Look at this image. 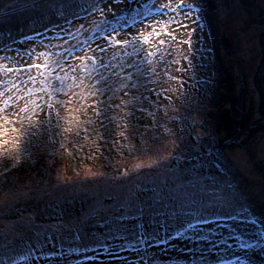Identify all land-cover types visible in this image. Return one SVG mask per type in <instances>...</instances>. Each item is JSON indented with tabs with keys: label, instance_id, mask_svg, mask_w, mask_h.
<instances>
[{
	"label": "rangeland",
	"instance_id": "rangeland-1",
	"mask_svg": "<svg viewBox=\"0 0 264 264\" xmlns=\"http://www.w3.org/2000/svg\"><path fill=\"white\" fill-rule=\"evenodd\" d=\"M63 2L64 0H0V43L11 45V51L4 55L12 56L16 48L27 46L34 48L37 53L40 51L61 53V56L50 57L49 63L54 59H62L63 49H46L40 46V41L44 37L37 36V33H46L51 36L60 27H67L65 21L57 16L55 11V8ZM167 2L168 0H164V3ZM180 2L181 0H172L173 5ZM191 2L192 0H183L185 5ZM199 3L202 6L203 15V20L200 22L202 31L191 36L194 41L191 49L187 45L177 44L174 56L180 63L182 56L179 55L178 50H192L202 57V64L208 65L206 68L208 73L201 83V97H204L206 101L211 99V102H215L213 104L206 103L209 105L208 110L215 115H210L207 120L201 119L200 121L201 117L196 109L198 108L197 100L194 99L196 101L193 103L194 100L190 97L179 105L177 104L178 108H185V110L178 112L177 109H174L176 114H171L170 105L166 104L165 106L160 102V105L155 104L152 101L155 98L152 89L162 87L163 92H166L173 86L170 85V80L165 77L162 70L167 66V60L170 58H166L164 65L159 63L158 58H152L154 62L151 68L157 70L154 72L150 71L149 65L145 64L141 57L136 56L133 52L132 55L138 64L135 69L139 83L138 93L125 96L124 90L119 91L112 96L111 103L121 104L122 99L124 102L122 112L123 110L126 112L132 110L133 104L136 108L141 106L145 110L144 114L160 116V124L155 122V125L159 124L157 127L138 135L139 142L137 148L132 151L134 152L133 156L116 165L117 174L108 171L88 170L81 176H77L80 178V182L77 179L79 183H76L75 179L69 181L65 176L56 173L52 177L53 184L50 190H39V194H36L38 198H33L36 189L27 191L28 188L10 191L1 197L0 203L7 201L10 198L9 193H13L12 205L26 198L31 202L34 199V203L38 206L31 205L28 212L19 213L14 219H4L2 218L3 213H0V245L16 236V233L38 231L40 228L37 227V230H34L33 224H35L39 212L45 209V205H58L69 197L79 194L94 196L96 198L94 210L105 208L109 216L120 207H128L137 202L138 197L134 195L135 193H141L144 199H149L162 196V190L168 187L166 196L175 203L177 202L178 208L181 209L184 205H198L200 213H208L212 206L210 207V203L203 204L208 202L202 201L201 196L204 194L200 196L195 191L182 188L184 183L204 177L205 175L200 172L203 167L210 172L219 173L220 179L225 180L222 185L226 184V171L232 173L237 178L236 180L250 191V193L248 192L249 197L254 201V205L264 212V0H199ZM49 5L53 7H49ZM113 8L119 11L121 5H113ZM152 11L155 12V7L152 8ZM82 15L85 14L82 13ZM108 15L110 17L111 13ZM100 20L101 17L97 13V15L89 17L86 22L78 21L77 23H85L87 30L77 33V40L91 39ZM147 20L151 21V17H148ZM186 22L195 28L191 21ZM128 31L131 32L132 28H129ZM150 31L151 29H146L143 34L148 35ZM197 34L202 40L199 46L195 44ZM25 35L36 37L35 43L29 41L27 45L21 44ZM176 35L179 40L188 39V29H181ZM118 38L123 39L124 37ZM161 39L167 40L168 37L162 36ZM44 43L47 45L48 41L44 40ZM74 43L76 41H70V44ZM64 47H69V45ZM145 47L151 49L152 44ZM113 51H122V49H110V52ZM29 62L42 63L43 61L30 60ZM75 63H79V61H75ZM15 66L16 62L13 60L0 59V91H3L7 81H18L19 74L3 72L5 67ZM76 75H80L79 70ZM29 87L39 88L40 85L37 83L34 86L29 85ZM73 91L87 94V89L83 86L80 89H73ZM5 98V96H0V107H2ZM33 98L35 97H30L29 101ZM198 102L203 103L201 98ZM94 103L93 98H88L83 102L74 98L68 111L61 110V130L68 129V124L73 123L78 117L81 118L84 111L88 110L87 113L94 111L93 116H97L96 111L99 105L90 106ZM24 106V100L19 101L16 105L17 109ZM195 106L196 108H194ZM11 110L9 109V111ZM117 111L122 113L120 110ZM199 111L203 110L199 109ZM29 112H31L30 102ZM27 115L28 113H21L22 117H27ZM111 115L112 112L105 109L100 116L106 121ZM52 119L54 125L55 115ZM2 125L3 120L0 119V126ZM27 125L28 120L24 119L23 124L17 125L16 132L9 128L7 133H4L3 128L0 127V139L5 140L12 133L17 137L20 136V130ZM36 126L42 127L39 124ZM53 128L56 129L55 126ZM193 136L198 138V143L193 142ZM158 140L162 142L159 141L160 144L153 146L149 145ZM86 141L83 140L81 144ZM200 142L202 143L201 147L199 146ZM179 154L186 157V162L181 159ZM173 156H176L175 162L172 161ZM214 176L216 175L214 174ZM32 182L35 184L31 186L38 184L36 180ZM152 188L156 190V193ZM218 196L215 194L211 201L223 202L221 197L224 196L220 194ZM168 203L172 204V201ZM41 206V209L38 208ZM192 213L194 215L188 216L184 220L181 219L175 225L164 229L162 231L164 235L161 238L167 240L169 235H174L178 231L184 232L186 236L211 235L210 230L216 229L217 222L213 218L205 216L199 221L207 219L213 222L199 223L197 221L198 214ZM24 220H29L31 223L24 227L22 226ZM228 223L233 224L231 221ZM189 225L192 227L190 228ZM48 226L47 224L42 229H46ZM233 227L237 234L242 235L253 247L241 250L233 240L230 241L233 244L232 249L227 247L213 249L211 244L206 242L189 245L185 241L172 240L170 243H161L159 247L148 248L147 253L155 255L156 264H228L229 261L231 264H264V236L257 234L259 229L252 224L244 223L233 224ZM225 234H227L226 231ZM211 238L218 240L219 236ZM34 254L40 255L39 252ZM122 255L138 260L137 254L133 252H125ZM0 264H36V261L32 259V255L24 256L20 260H4L0 257ZM39 264L62 263H57L55 257L47 260L41 259ZM81 264H102V261H86ZM105 264H124V262L114 260L110 256ZM149 264L152 262L149 261Z\"/></svg>",
	"mask_w": 264,
	"mask_h": 264
},
{
	"label": "snow or ice",
	"instance_id": "snow-or-ice-1",
	"mask_svg": "<svg viewBox=\"0 0 264 264\" xmlns=\"http://www.w3.org/2000/svg\"><path fill=\"white\" fill-rule=\"evenodd\" d=\"M113 5H121V8L117 11ZM49 7L53 6L49 5ZM153 7H155V12L152 11ZM55 11L57 16L65 21L67 27H60L51 36L46 33H37V36L44 37L40 41V46L46 49H63L62 59H54L49 63L50 57L61 56V53L50 51L37 53L34 48L27 46L16 48L12 56H5L4 53L11 51V45L0 43V59L16 62L15 67H5L3 72L19 74L18 81H7L3 91H0V96L6 97L2 107H0V113H2L0 119L3 120V125L0 127L3 128L4 133H7L9 128L16 132L17 125L23 124L24 119L28 120L27 127L21 129V135L17 137V140L23 139L25 141L26 146L22 155L25 163L32 160V153L27 145L35 133L42 131L43 127L50 128L53 126L59 133L61 131V110L68 111L74 98L80 99L81 102L93 98L95 103L90 106L99 105L96 114L101 115L105 109L111 111L112 115L108 119L118 127L117 110L122 112L124 102L121 99V104H113L111 103L112 96L122 90H124L125 96L135 95L139 90L138 77L135 71L138 64L132 53L135 52L136 56H140L142 61L149 65V70L154 72L157 70L151 68L154 62L152 58H158L161 65L165 64L166 58H170L167 60V66L162 70L165 77L172 80L175 78L170 75L169 68L171 64H179L174 56L175 46L183 44L191 49L194 43L191 36L202 31L200 22L203 20V15L199 0H192L186 5L183 0L175 5L172 4V0H168L167 3H164V0H110V2L109 0H64L55 8ZM97 13L101 20L96 25L95 34L91 39L77 40V33H83L87 30L85 23L77 22H86L89 17H93ZM108 13H111L110 17ZM172 13L178 14L170 15ZM148 17H151V21L147 20ZM186 21H191L195 28H192ZM74 28L75 31H73ZM129 28H132L131 32L128 31ZM146 29H151L148 35L143 34ZM181 29H188V39L179 40L177 38L176 33ZM121 36L124 38H118ZM162 36H166L168 39H161ZM35 39L36 37L25 35L21 44L27 45L29 41L35 43ZM44 40L48 41L47 45H45ZM70 41H76V43L70 44ZM150 43L152 48H146L145 46ZM201 43V37L197 34L195 44L199 46ZM65 45H69V47H64ZM110 49H122V51L110 52ZM185 59L188 58L185 57ZM30 60H42L43 62L30 63ZM75 61H79V63H75ZM189 67H193L191 62H189ZM78 70L79 76L76 75ZM37 83L40 85L39 88L29 87V85L34 86ZM81 86L87 89L86 95L83 92L73 91V89H80ZM152 91L155 92V88ZM30 97L35 98L29 101ZM21 100L25 101V106L17 109L16 105ZM29 102L31 112H29ZM9 109L12 110L9 111ZM134 111L143 112L145 110L143 108L137 109L133 104L132 111L126 115L131 116ZM21 113H28V115L22 117ZM53 115L56 117L54 125ZM101 122L103 123V119ZM37 124L42 127L38 128ZM127 126L126 122L125 127ZM132 138L136 139L135 136ZM192 139L194 143H198L197 137L193 136ZM9 142V140H5L4 144L7 145ZM179 155L186 162V157L183 154ZM5 159L8 161L5 166L6 171L15 167L14 156L8 153L5 155ZM175 160L176 156H173L172 161L175 162ZM13 196V193H9L10 198L0 203V213L11 210ZM221 199L223 203L220 207L226 210L230 208L236 210L234 212L226 211L224 215H216L214 217L217 222L216 229L210 230L211 235L186 236L184 232L178 231L174 235H169L167 240H156L159 230L164 227L162 223L149 219L147 224L137 223L131 228L122 224L120 229L110 231L107 234L101 233V237L93 236V242L83 251L96 254L87 256L86 259L100 261L102 255H108L114 260L123 261L124 264H140V262L149 264V261L156 264L155 255H149L147 249L159 247L161 243H170L172 240L185 241L189 245L206 242L210 243L213 249L217 247L232 249L233 244L230 241L233 240L236 241L241 250L253 247L242 235L237 234L233 224H252L259 229L257 234L260 236H264V225H261L258 219L251 214V210L246 204V198L242 194L233 191ZM129 218L131 217L120 216L118 220L122 222ZM139 219H143V209L140 210ZM228 221L233 222V224L228 223ZM212 222L207 219L199 221V223L204 224ZM30 223L31 221L24 220L22 226L27 227ZM189 227L192 226L189 225ZM149 229L153 230L149 231ZM221 230H225L227 234ZM212 236H219V239L212 240ZM78 239L79 237H77ZM114 243L115 247H113ZM8 246V243L4 245V247ZM48 246L57 248V251L45 253L43 249ZM62 246V243L58 242L55 236H45L41 247L34 249V252H39L40 255L30 254L36 264H39L41 259L55 258L58 255L59 247ZM188 250L190 251V249ZM125 252L136 253L138 260L122 255ZM228 264H231V261Z\"/></svg>",
	"mask_w": 264,
	"mask_h": 264
},
{
	"label": "trees",
	"instance_id": "trees-1",
	"mask_svg": "<svg viewBox=\"0 0 264 264\" xmlns=\"http://www.w3.org/2000/svg\"><path fill=\"white\" fill-rule=\"evenodd\" d=\"M178 53L182 56L180 63L173 64L169 70L170 75L175 78L170 80V85L173 86L166 92H163L162 87H156L155 98L152 101L157 105H160V103L165 106L166 104L170 105L171 114H176L174 109H177L178 112L185 110V108H178L177 104L179 105L189 97L193 100L196 99L198 108L203 110L200 112L196 106L194 107L198 110L197 113L201 117L199 120H207L208 116L215 115L208 110L209 105H206L207 102H209L208 104L215 102H211V99L206 101L204 97H201V83L205 80L203 78L208 73L206 70L208 65L202 64V57L192 50L184 51L179 49ZM185 57L188 59L186 60ZM189 62H191L193 67H189ZM178 68L180 69L179 71L177 70ZM200 98L203 102L201 104L198 102ZM87 111L83 112L80 116L81 118L78 117L73 123L68 124V129L61 130L59 133L53 127H43L42 131L36 132L27 145L32 153V160L27 163L23 162L22 159L26 146L23 139L17 140V136L13 133L5 139L10 141L7 145L4 144L5 140L0 139V198L8 194V192L19 188H28L27 191L36 189L33 198H38L36 194H39V190H50L53 184L52 177L56 173L65 176L69 181L75 179L76 183L80 182V178H77V176H81L88 170L95 172L108 171L109 173L117 174L116 165L133 156L134 152L132 151L137 148L139 142L138 135L143 132L146 133L147 130L160 124V116L144 114V111H134L131 116H128L126 113L132 110H127V112L123 110L122 113L117 115V123L119 124L117 127L110 120H103L102 123L100 115L93 116L94 111L91 113H87ZM126 122L127 127H125ZM155 122L159 124L155 125ZM133 136L136 139H133ZM83 140L87 141L81 144ZM159 141L149 145L153 146L162 142ZM199 146H202L201 142ZM195 147L197 146L195 145ZM8 153L14 156L13 163L15 167L6 171L5 166L8 161L5 159V155ZM200 172L205 176L184 183L182 188L195 191L200 196L204 194L201 196L202 201L208 202L203 204L210 203V207L212 206L208 213H200L198 205H184L181 209L178 208L177 202L175 203L166 196L168 187L162 190V196H155L149 199H144L141 193H135L134 195L138 197L137 202L132 203L128 207H120L109 216L105 208L94 210L96 200L94 196L79 194L69 197L58 205H45V209L39 212L35 219V224H33L34 230H37V227L40 228L38 231L48 224L49 226L46 229L41 230V232H44L16 233V236L0 245V257L4 260H20L24 256L34 254V249L41 247L45 236H55L57 241L63 245L58 249L57 263H85L90 261L86 259L87 256L96 254L83 251L84 248L93 242V236L101 237V233L107 234L110 231L120 229L122 224L131 228L137 223L147 224L149 219H152L164 225L156 237V240H160L164 235L162 233L164 229L175 225L181 219L184 220L186 217L194 215L192 212L198 214L197 221L205 216L214 219L216 215L226 214V211L234 212L235 208L226 210L220 207L223 202L211 201L215 194L225 197L231 191L242 194L246 198V204L250 208L251 214L258 219L261 225H264V212L254 205V201L249 197L250 191L247 190L246 186L244 187L243 184L239 183L232 173L226 171V184L222 185L225 180H221L219 173H215L216 171L210 172V170H205L203 167ZM210 173L211 175L209 176ZM77 179H79V182H77ZM33 180L38 181L36 186H31L35 184L32 182ZM153 192L156 193V190L153 189ZM34 199L33 202L26 198L22 199L13 205L11 210L3 213L2 218L14 219L19 213L28 212V208H31V205L34 204L33 207H37L38 205L34 203ZM170 201H172V204L168 203ZM175 205L176 207H174ZM38 208L41 209L42 206ZM141 209H143L142 220L139 219ZM120 216L131 218L121 222L118 220ZM151 230L153 229H149V231ZM61 237L63 238L62 240L60 239ZM77 237H79L78 240ZM6 243L9 244L8 247H4ZM113 247H115V243ZM43 251L50 253L57 251V248L48 246ZM108 259H110V256L102 255L100 261L105 264Z\"/></svg>",
	"mask_w": 264,
	"mask_h": 264
}]
</instances>
